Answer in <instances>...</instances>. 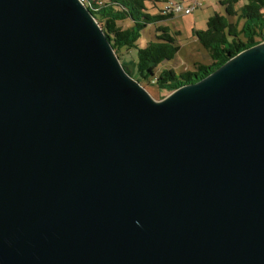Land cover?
<instances>
[{
  "label": "water",
  "instance_id": "obj_1",
  "mask_svg": "<svg viewBox=\"0 0 264 264\" xmlns=\"http://www.w3.org/2000/svg\"><path fill=\"white\" fill-rule=\"evenodd\" d=\"M0 264H264V40L155 100L79 0H0Z\"/></svg>",
  "mask_w": 264,
  "mask_h": 264
},
{
  "label": "trees",
  "instance_id": "obj_2",
  "mask_svg": "<svg viewBox=\"0 0 264 264\" xmlns=\"http://www.w3.org/2000/svg\"><path fill=\"white\" fill-rule=\"evenodd\" d=\"M146 1L156 7V2L166 5L170 0H106L99 5L93 0L96 6L90 12L97 14L94 18L117 56L118 51L135 45L144 26L174 16L163 9L164 5L158 7L157 12H150ZM218 3L223 6V13L215 12L207 18L204 29L193 30L197 42L210 58L208 64L198 62L192 70L180 72L165 67L157 71L159 65L174 58L179 45L168 26L156 25L154 39L137 49L136 60L120 61L125 72L137 81L148 80L151 76L154 83L171 92L199 81L242 50L264 40V0H218ZM128 19L131 24L123 26L124 20Z\"/></svg>",
  "mask_w": 264,
  "mask_h": 264
},
{
  "label": "rangeland",
  "instance_id": "obj_3",
  "mask_svg": "<svg viewBox=\"0 0 264 264\" xmlns=\"http://www.w3.org/2000/svg\"><path fill=\"white\" fill-rule=\"evenodd\" d=\"M198 1L201 2V5L196 7L189 14H176L171 18L144 26V28L140 30V36L136 40L133 47L118 51L119 61H135L137 49L144 47L149 40L154 39V35L157 33L155 29L156 25H166L169 28V32L173 35L175 43L179 45V49L174 58L159 65L156 69L157 71L159 68L165 67L172 68L176 72H180L192 70L194 68V64L198 62L208 64L210 62V58L207 55V52L197 42L195 36L193 35V30L204 29L207 18L215 12L223 13V6L218 3V0ZM240 1L244 2L245 0ZM146 5L148 6L150 12H157L158 7L161 8L164 3L156 2V7H152L151 4L146 1ZM94 17L97 18V14H94ZM124 21L126 22L122 23L123 26L131 24L129 19ZM121 22L122 21H120V23ZM132 75L135 77L134 71ZM138 82L155 100H160L169 93L165 91L163 86L154 83L151 76L148 80H140Z\"/></svg>",
  "mask_w": 264,
  "mask_h": 264
},
{
  "label": "built area",
  "instance_id": "obj_4",
  "mask_svg": "<svg viewBox=\"0 0 264 264\" xmlns=\"http://www.w3.org/2000/svg\"><path fill=\"white\" fill-rule=\"evenodd\" d=\"M83 3L87 8L92 9L94 6L93 0H79ZM106 0H97V5L102 4ZM201 2L198 0H170L163 6V9L169 10L174 15L176 14H189L196 7L200 6Z\"/></svg>",
  "mask_w": 264,
  "mask_h": 264
}]
</instances>
